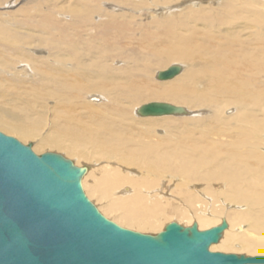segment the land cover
<instances>
[{
  "label": "rangeland",
  "instance_id": "obj_1",
  "mask_svg": "<svg viewBox=\"0 0 264 264\" xmlns=\"http://www.w3.org/2000/svg\"><path fill=\"white\" fill-rule=\"evenodd\" d=\"M6 1V3H10H5L6 7L0 3V22L6 24V26L3 25L0 32V116L7 115V118L14 119L11 122L22 121L24 127L35 118V121H40L39 128H36L37 131L43 128V133L50 131L53 133L58 125H64L65 128L70 126L80 137V148L84 149L85 144L86 150L91 149L90 151H97L96 153L109 154H113L112 151L115 150L116 156L113 159L116 160L128 158L131 152L137 148L140 149V144L145 145L144 141L152 149V158L146 160L148 164L142 162L141 165L153 174H159L163 171L172 172L167 168L174 166V164L181 165L182 157L193 163L196 155H202L205 159L213 162L216 161L213 157L216 153L219 154V157L226 158L232 152V146L235 145L234 142L238 138L239 114L242 113V116L251 113L253 116H247L246 120L252 122L251 119L256 117L261 125L260 130L255 131L258 133L257 143H253L251 148L247 145L243 146L240 149V154L249 157L247 154L250 148L255 154L264 155L262 151L264 150V2L259 4L254 0H152L153 2L151 0L148 2L137 0L139 2H136L137 4L134 6L136 9L144 8L147 15L140 16L139 9H131V6L126 2L128 0H118V2L116 0H106L108 2L104 0ZM109 2H113L114 5L113 3L109 4ZM108 6L114 7L111 10ZM121 6H127V8ZM187 6H191L194 11L196 9V13L211 16L214 24L206 25L201 21H196L192 16L191 19L194 20V23L189 21L188 28L179 29V32L186 36L192 33L195 35L191 41L186 40L184 43H179L175 52L186 45L194 47L193 45L198 44L199 47H194L196 49L187 54L191 58L190 63L193 62V65L199 67L210 62L212 57V53L204 50L203 47L210 45L219 47L220 55H218L219 62L216 64L217 69L226 74L227 84L240 87L243 104L244 94L248 92L251 94L261 93L262 96L259 98V102H252L255 101V98L249 97L250 103L247 105V109H242L237 101L224 100L231 97L223 95L220 97L221 100L219 99L221 105L217 112L205 108L206 106L198 110L202 120L200 116L184 118L174 115L146 116V118L154 119L153 122L147 119H135L130 112L135 102H130L125 98L131 82L128 75L139 74L140 71L144 73L145 66H148L147 68L151 66L152 70L156 71L174 63V59L170 60L171 62L165 60L169 57L161 53L164 55L163 63H166L164 66L157 64L160 59L154 52H165L168 49L164 42L166 40L165 35L168 34V27L161 28L158 22L163 19H182L184 16L186 19L187 11L185 8ZM89 9L92 10L85 15L84 11L87 12ZM131 11L138 18H133V15H130L133 16L132 18L128 17L127 15L131 14ZM110 12L114 13H112L113 16ZM124 12H128V14L122 15L126 14ZM98 14L100 17L96 16ZM175 16L176 18H173ZM84 17H89L88 20L90 19L94 23H85L86 25H84ZM108 18L120 28L111 32L112 34L99 44L100 39L95 38L93 32L88 34V31L93 27L95 29L102 20ZM43 22L50 26L49 29L42 25ZM122 22H127L126 27L122 25ZM138 26L140 29L137 28ZM142 31H157V34L154 32L155 38L147 39L142 37ZM32 44L40 45L41 49H37L38 47L36 48ZM25 45L26 48L22 50V46ZM97 46H99V52L96 51ZM36 49L39 52H36ZM25 50L26 53H24ZM27 50L33 51V55L31 51L30 53ZM101 50L104 51L100 53ZM104 57H106L105 62H101ZM20 61H25L28 64L24 71L21 68L22 65H18ZM99 63L103 66H109V68L113 65L111 69L116 70L110 74V77L100 75ZM32 75L35 77L31 78ZM150 76L152 74H146V77ZM260 77L262 82L259 84ZM110 79H114V82L108 84ZM157 81H152L156 85L150 81L151 85L157 86V83H160ZM114 83L118 84L117 89L114 88ZM101 84H105L101 90L104 89L109 93L108 96L105 94L109 101L97 106L91 105L94 102L88 97H84V88H98ZM138 85L141 86V84ZM96 98L95 100L98 102L99 96ZM150 101L160 100L145 99L139 105ZM225 106L227 108L223 109ZM235 112L238 116L235 114L233 117ZM171 117L172 119H170ZM44 118V126L47 124L45 127L42 126ZM41 121L43 122L41 123ZM103 126H107V128H103ZM0 131L8 136L17 137L16 139L22 144H28L14 134L7 133L2 129ZM131 139L134 140L131 141ZM30 147L36 154H41L47 150L53 151L52 148L45 147L41 152H38L33 148L32 143ZM202 149H205L204 154H201ZM58 153L73 161L70 156L64 155L63 152L60 153L59 151ZM249 161L252 170L264 175V162L260 167L258 159L254 156L249 157ZM257 161L258 164L255 163ZM191 162H186L185 165H190ZM223 163L230 166L229 162L224 161ZM196 168L198 174H203L208 166L202 164L196 165ZM196 180H194L195 183L191 181L192 184L189 182V185L195 184V187H204L206 188L205 192L210 195L212 192L218 191V198L215 196L216 198L210 197L207 200L201 195L197 200L202 204L205 203V206H201L202 204L197 200H194L195 203L197 202L196 205L193 204L194 201L190 205H193L195 209L197 207L200 210L204 209L205 216L209 218L211 216L216 218L221 213L227 215L237 211L233 209L234 207L235 209L241 207L245 213L251 212L258 215L259 226L251 227L248 222H244L240 231L243 233V231L246 230L247 232L248 229H251L249 231H251L254 239L261 241V244L255 242V244H250L259 251L264 250V206L251 207L246 202L236 203V200H229L224 180L214 181V184L213 181ZM173 184L175 185V183L171 185ZM92 203L96 205L93 201ZM238 211L242 212V210ZM178 223L182 226L185 225ZM231 226L234 227V225ZM217 249L212 251L242 253L244 255L248 251L246 247H240L239 250L231 249L232 251L223 248Z\"/></svg>",
  "mask_w": 264,
  "mask_h": 264
},
{
  "label": "bare ground",
  "instance_id": "obj_2",
  "mask_svg": "<svg viewBox=\"0 0 264 264\" xmlns=\"http://www.w3.org/2000/svg\"><path fill=\"white\" fill-rule=\"evenodd\" d=\"M12 1L10 2L12 3ZM146 1L148 2V0ZM6 2L7 1L5 0V1H1L0 3L3 4L2 6L6 7V4H10ZM116 2H118V0H116ZM126 2L131 6V9L133 10L139 9L138 12L140 16L146 15V11L144 10V8L136 9V6H134V4L138 3L137 0H128ZM254 2H259L260 4V2H264V0H254ZM110 3L113 2H109V4ZM113 7L114 6L109 8H111L112 10ZM124 7L127 8V6ZM185 9L187 11L186 19L184 16V18L182 17V19L159 20L158 23L161 28H164L165 26L168 27L167 29L168 34L165 35L166 40L164 41L167 44L168 49L165 52H154V54L157 53V56L160 59L159 63H157L158 65L159 64L160 66L165 65L166 62L163 63L164 60L163 54H165L167 57H169L165 60L172 61V59H174L175 60V61L173 60L174 63L181 65L182 67L181 72L175 77H173L171 80L168 79L170 81L158 80L157 82L160 83H157L158 84L157 86H152L151 82L157 80L155 76H156V72L159 69L153 71L151 66H149V68H147L148 66H145L144 73L140 71L139 74L128 75V78L131 80V82H130V88L128 89V91H126L125 98H127L128 101L130 102L134 101L136 103V104L133 103L134 105L131 107L130 110L131 116L132 117L134 116L135 119L138 120L147 119L153 122L152 120L154 119L146 118V117L143 118L144 116H140L136 113L137 108L140 106L139 105L140 102L145 99H154L160 101L166 100V102H170L176 105H183L188 110V113L184 115H174V116H180V117L183 116L184 118L185 117L192 118V117L200 116L199 115L200 112L198 110L203 106H206L205 108L217 112L221 105V101H219V99L223 95H228L231 97L230 99H224V100H233L235 102L237 101V103L241 105L242 109H247V105L250 103V101L248 100L249 97H252V99L255 98V101L252 102H259V98L262 96L261 93L251 94L250 92H248L247 94H244V104H243V96L242 93L240 92V87L234 84H227L226 74L217 69L216 64L219 62L218 55H220L219 47L217 46L213 47V45H210L209 47H203L204 50H207L212 53V57L210 59V62H206L204 65L199 67H196L195 64L193 65V62L190 63L191 58L187 54L189 51L196 49L194 47H199L198 44L193 45L194 47L190 45H186L184 48L178 49L177 52H175V49L178 48L179 43H184V41L186 40L191 41L192 38L194 37L193 35H195L194 33H192L191 35L186 36L183 33L179 32V29L184 30L185 28L186 29L188 28L190 24L189 21L194 23L193 22L194 20L191 19L192 16H194L193 18H195L196 21L198 22L201 21L206 25L214 24L212 23L211 16H205L206 14L202 15L198 12L199 10L197 11L198 13H196V9L194 11V9H192L191 6L190 7L187 6ZM90 10L92 9H89L87 12L84 11L85 15L86 13H89ZM150 10L148 11L150 12ZM104 11H102L103 14H105ZM110 13L112 14L113 12ZM117 13H118V9H117ZM124 13L126 14H122V15L128 14V12H124ZM130 13L131 14L127 15L128 17L130 15H133L134 17L130 16V18L132 17L138 18L135 17L136 15H134L132 11ZM96 16H99V14ZM88 18L84 17V25H86L85 23L87 24L94 23L92 20L90 19L88 20ZM173 18H176V16ZM2 20L5 19L2 18ZM51 23H52V19H51ZM122 23H123L122 25L126 27L127 22H122ZM3 25L6 26V24L0 22V32L2 30ZM42 25L47 29H49L50 27L44 22ZM119 28L120 27H118V25L114 21L108 18L104 21L102 20L101 23L95 27V29L94 27L93 29H90L88 31V34L93 32L94 34L93 36L97 39H100L98 43L101 44L102 41H105L107 37L112 34L111 32L118 30ZM137 28H139V26ZM142 32H141L143 35L142 37H145L147 39L155 38L154 32H156L155 34H157V31H153V32L142 31ZM33 46L34 47L36 46V48L38 47L37 49H41L40 45L34 44ZM24 48H26V45L22 46L21 49L23 50ZM27 51L30 52L29 50ZM96 51L99 52V46H97ZM102 51L104 50H101L100 53ZM31 52L33 55V51ZM36 52H39V50H37ZM24 53H26V50ZM105 58L106 57L102 58L101 62H105L104 61ZM19 64L22 65L21 68L23 71L28 66V64L25 61H20L18 65ZM168 66L169 65H167L165 68H167ZM112 67L113 65H111V68ZM111 68H109V66H103L101 63H99V70H100L99 74L100 75L103 74L104 76L110 77V74L116 70ZM146 74L147 75L152 74V76L146 77ZM113 76L117 77L116 75ZM34 77L35 76L31 78ZM259 79L260 82L257 79V83L259 82L260 84L262 82L261 81L262 78L260 77ZM113 82L114 79H110L108 84H111ZM199 83H201L202 85ZM138 84H141V86H139ZM207 84L210 86H208ZM104 85L105 84H101V86L98 88H84L85 91L84 97H88L89 100H92L94 102L91 103V105L97 106L100 105L101 103H104L105 101L107 102L109 101L106 98V95L108 96L109 93L104 89L101 90V88H104L103 87ZM154 85H156V83ZM114 88L117 89L118 84L114 83ZM200 88H202V90H199ZM96 95L99 96L98 102L97 100H95L97 99L96 97H98ZM225 108H227V106H225L223 109ZM235 111L238 112V110ZM237 112H235L234 115L232 116L235 117V114H237ZM241 114H239L240 117L238 119L239 127H240L238 138L234 142L235 145L232 146V152H230V155H228L226 158H222L221 156L219 157V154L216 153L213 155L216 161L213 162L208 159H205V157H203L202 155H196L195 161L193 163L189 159L182 157L181 165L174 164V166H170L169 168H167V170L172 172L163 171L159 174H153V172L148 171L141 165L142 162L148 164L146 160L152 158L151 156L152 149L144 141L143 143L145 145L140 144V149L137 148L135 151L131 152L128 158L125 157V159L123 160H116L113 159V157L116 156L115 150L112 151L113 154L111 153L109 154V153H96L97 151H90L91 149L86 150L85 144H84V149L80 148L81 146L79 143L80 137L77 135L76 131L72 129L70 126L65 128L64 125H58V126L55 125L56 128L54 132L52 133L50 131L48 132L49 133L48 134L47 132L46 133L42 132L44 130L43 128L37 131L36 128L37 127L39 128L40 121L39 120L35 121V118L32 119L30 123L27 124L26 127H24L22 125V121L11 122L14 119L7 118L6 117L7 115L6 116L2 115L0 116V129L6 131L7 133L14 134L20 137L21 139L24 140V142L25 141L28 142L30 146L32 143L33 148L38 152H41V150H43L45 147H49L52 148L51 150L53 151L47 150L46 152H56V151H57L56 153H58L59 151L60 153L63 152L64 155L70 156L73 159L72 162L76 166H86V171L81 178V184L83 186L82 188L86 193V196L90 198L89 200H91V202L93 201L96 204L95 205L97 206L96 208L104 217L115 222L116 224L142 233L157 234L158 232L162 231L165 228L167 223L173 220H176L180 223H184L185 225L183 226H190L193 223H196L199 230H204L216 226L220 224L222 220H225L227 223L226 228L222 232V235L219 241L217 242V244L215 243L213 245H210L209 250L210 249H211L210 251L215 249L218 250L217 248H223L226 250H231V249L239 250L240 247L241 248L246 247L248 250L247 253L245 252L246 255L254 256V254L256 253H259L256 255L264 254L262 253L264 252V250L259 251L258 249H256L255 246L251 245L255 243L261 244V241L254 239L253 235L251 234V231H249L251 229H248L249 232L248 231L246 232L245 230L243 231V233H241L240 228H242L244 222H248L251 227L259 226L258 215L256 214L254 215V213L251 212L245 213L243 212L244 209H241V207H239L238 209H235L234 207L233 209L237 211H234L227 215L221 213L216 218L212 216L211 218H209L208 216H205L206 213L204 212V209L200 210L198 209V207L197 209H195L193 208V205L192 206L190 205V203H192L194 200L199 199L201 195L203 198H206L207 200L210 197L216 198L218 195V191L216 190H215L216 192H212V194L210 195L205 192L206 188L204 187L198 188L196 186L197 187L196 188L194 186L195 184L193 186L189 185V182L191 183L192 181L193 183H195L194 180L197 179L207 182L213 181V184L214 181L224 180L225 190L229 194L227 195L229 200H234V201L236 200L235 201L236 203L246 202L249 205H251V207H255L258 205L264 206V175H262L260 172L256 170H252L250 168L251 164L249 161V157L254 156L255 158L258 159L260 163V167H262V163L264 162L262 161V159H264V155L259 153L255 154L254 151L252 152L250 150V148L252 147L251 145L253 143H257L256 138L258 137V133H255V131L260 130L261 125L260 122H258L259 120L256 119V117L254 119H251L252 122L246 120L247 116H253V114L249 113L248 115L244 114L242 116ZM164 116H173V115H164ZM147 117H158V116H147ZM200 118H196V119H200ZM170 119H172V117ZM42 122L43 121H41V123ZM44 124H45V118L42 124L43 127L47 125L46 124L44 126ZM103 128H107V126L105 127L103 126ZM46 135L48 136L46 137ZM132 140L134 139H131V141ZM244 142H247V144H244ZM147 143L151 144L149 142ZM157 145H160V143H157ZM245 145L250 147L249 153L247 154L249 157L240 154V149ZM257 146H253V147H257ZM262 151L264 153V150ZM204 153H205V149H202L201 154ZM224 161L229 162L230 166L224 164L223 163ZM258 161L255 163L258 164ZM186 162H191V164L185 165ZM202 164L207 165L208 169L203 174H198L196 165H202ZM163 169L165 168L163 167ZM172 183H175V185L174 184H173L174 186L171 185ZM194 203L195 201L193 202V204ZM204 204H202L201 206H205ZM238 210H242V212ZM231 225H234V227ZM236 244H238V246H236ZM225 253H229V252H225ZM257 264H264V262Z\"/></svg>",
  "mask_w": 264,
  "mask_h": 264
},
{
  "label": "water",
  "instance_id": "obj_3",
  "mask_svg": "<svg viewBox=\"0 0 264 264\" xmlns=\"http://www.w3.org/2000/svg\"><path fill=\"white\" fill-rule=\"evenodd\" d=\"M177 63L156 72L168 80ZM140 116L184 115L182 105L150 101ZM86 166L56 152L34 153L0 132V264H257L264 254L210 251L227 226L166 224L157 234L122 227L104 217L83 191Z\"/></svg>",
  "mask_w": 264,
  "mask_h": 264
}]
</instances>
